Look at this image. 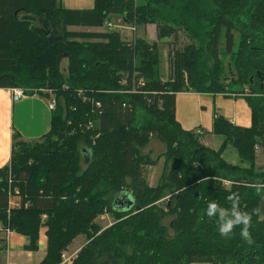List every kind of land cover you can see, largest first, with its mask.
Instances as JSON below:
<instances>
[{
  "label": "trees",
  "instance_id": "1",
  "mask_svg": "<svg viewBox=\"0 0 264 264\" xmlns=\"http://www.w3.org/2000/svg\"><path fill=\"white\" fill-rule=\"evenodd\" d=\"M111 15L134 28L154 25L156 41L68 29L102 28ZM163 39L172 40L165 82ZM135 78L144 86H132ZM15 88L53 94L55 110L39 140L12 135L9 165L0 168V250L7 230L36 252L43 230L38 264H61L78 236L86 242L71 264H264V166L254 165L264 149V0H94L90 10L63 9L58 0H0V89ZM183 92L243 97L250 127L218 115L210 133L224 143L205 147L206 132L175 120V95ZM137 109L147 116L140 125ZM227 144L248 168L222 158ZM160 159L162 174L151 187L146 169ZM230 192L251 216L247 239L242 226L221 237L215 218L204 215L210 200L229 206ZM120 193L133 200L127 211L112 206L110 197ZM103 215L113 223L100 230L95 220Z\"/></svg>",
  "mask_w": 264,
  "mask_h": 264
},
{
  "label": "crops",
  "instance_id": "2",
  "mask_svg": "<svg viewBox=\"0 0 264 264\" xmlns=\"http://www.w3.org/2000/svg\"><path fill=\"white\" fill-rule=\"evenodd\" d=\"M58 3L67 10H90L94 6V0H58ZM119 21L123 23V26L117 24ZM107 22L113 26L112 30H116L120 36L124 30L131 29L128 28L129 25L124 21L122 15H111ZM68 29L83 32L102 30L101 28L82 27H70ZM107 29L111 30L110 28ZM151 31H155L154 25H147L143 33ZM47 104L46 98L36 94L13 101L10 89H0V168L9 165L14 133H17L21 140L29 142L39 140L49 132L53 112L48 109ZM218 115L237 127L249 128L251 125V111L243 97L197 92H183L175 95L174 117L177 123L187 131L206 132L201 137V142L205 147L212 150H218L224 143V137L210 133L213 119ZM228 148L233 149L227 144L221 153L222 158L227 163L243 168L249 167L247 163L239 159L235 149H233L234 152L229 150L230 155L226 156L225 153ZM263 151L264 149L256 150L254 163L256 168L264 166V161H259ZM259 214V218L262 220L264 213L261 215V208ZM26 243L27 240L23 236L9 232L6 237V248L0 250V264H24L23 257L32 258L34 256H36L34 264H38L45 256L46 237L44 231L41 230L39 233L36 252L23 250Z\"/></svg>",
  "mask_w": 264,
  "mask_h": 264
},
{
  "label": "rangeland",
  "instance_id": "3",
  "mask_svg": "<svg viewBox=\"0 0 264 264\" xmlns=\"http://www.w3.org/2000/svg\"><path fill=\"white\" fill-rule=\"evenodd\" d=\"M136 3H137V5H142L144 3V0H136ZM117 24L123 26V23L121 21H119V23L117 22ZM113 25H115V24H113ZM127 25H129L128 28H131V29L133 28L134 30H131V29L124 30L121 33L122 39L129 41V40L133 39L134 36L135 37L139 36V37H143L149 43H153L156 41L155 31L154 32L151 31L149 33H146V32L143 33V30H145V28L144 29L134 28L133 25L128 24V23H127ZM109 28L112 30L113 26L110 25ZM114 28H115V26H114ZM101 29H102L101 31H106L105 29H107V28L102 27ZM161 42L162 43H159L161 46L160 47L161 52H160L159 72H160L161 80L163 82H165V81H167V79L169 77V66H168V62H167V46L166 45H168V42H172V40L171 39H163ZM66 66H67V60L62 59V61L60 63V71L64 74H66V69H67ZM34 92L41 94V95L47 94L46 100L48 101V103H50L51 101H55V98H54L55 96L51 93H46L44 90L40 91V93L38 91L37 92L34 91ZM25 96H27L26 93H25ZM135 114H136L135 125L143 124L145 122V120H147V116L145 115L146 113L143 112L142 110L137 109ZM160 147L161 146L159 145V146H157V148L156 147H154V148L158 150V148H160ZM227 150L228 151L225 153L226 156L230 155L229 150L234 152V150L230 149V148H228ZM142 153L148 154L149 153V146L143 148ZM261 154L262 155L259 157V161L263 162L264 161V151L261 152ZM162 164H163V159H160L156 165H154L152 167H148L146 169L145 179H146V182L149 186L154 187L158 184L159 179H160L161 174H162ZM113 199H114V196H111L110 200L112 201ZM160 204H163V203H160ZM260 205H261V215H262V213H264V196L261 200ZM95 221H96L95 223L99 226L100 230H103V229L109 227L113 223V218L109 215H103V216L98 217ZM262 221H264V215L262 217ZM2 242H3V240H2ZM85 242H86V239L84 236H78L77 238H75L72 241V243L67 247L66 251H64L62 253L61 264H71L73 259L76 257L77 252L80 250V248H82L84 246ZM73 251H74V254H73ZM25 256H27V255L25 254ZM35 257L36 256H34L32 258L23 257L22 259L24 261V264H34Z\"/></svg>",
  "mask_w": 264,
  "mask_h": 264
},
{
  "label": "clouds",
  "instance_id": "4",
  "mask_svg": "<svg viewBox=\"0 0 264 264\" xmlns=\"http://www.w3.org/2000/svg\"><path fill=\"white\" fill-rule=\"evenodd\" d=\"M230 205L221 206L216 200L207 202L204 215L209 218H215L217 230L221 237L229 236L236 226H242L240 235L247 239L249 236L248 227L251 222V216L240 208V197L236 192H230L227 196Z\"/></svg>",
  "mask_w": 264,
  "mask_h": 264
},
{
  "label": "built area",
  "instance_id": "5",
  "mask_svg": "<svg viewBox=\"0 0 264 264\" xmlns=\"http://www.w3.org/2000/svg\"><path fill=\"white\" fill-rule=\"evenodd\" d=\"M104 26L106 28H109L110 27V24L108 22H105L104 23ZM134 30V29H132ZM135 76V75H134ZM132 86L134 84H137V86H144V81L142 78H135L133 79L132 81ZM121 84L124 85L125 84V81H121ZM133 88V87H132ZM11 90V97H12V100L13 101H17L19 100L20 98H22L23 96H25V91L22 90V89H19V88H15V89H10ZM118 93H125L127 95H130L129 92H126V91H119ZM47 107L48 109L52 112L55 110V101H51L50 103L47 104ZM92 126H91V123H89L88 125H86V129H90ZM195 133L197 134H200L201 132L200 131H196ZM96 137V136H95ZM8 233L7 231H5V234H6V237L8 236ZM6 239V238H5Z\"/></svg>",
  "mask_w": 264,
  "mask_h": 264
},
{
  "label": "water",
  "instance_id": "6",
  "mask_svg": "<svg viewBox=\"0 0 264 264\" xmlns=\"http://www.w3.org/2000/svg\"><path fill=\"white\" fill-rule=\"evenodd\" d=\"M82 152L84 159L88 161V155L85 151ZM112 206L116 211H127L133 206V200L128 194L120 193L114 196Z\"/></svg>",
  "mask_w": 264,
  "mask_h": 264
}]
</instances>
